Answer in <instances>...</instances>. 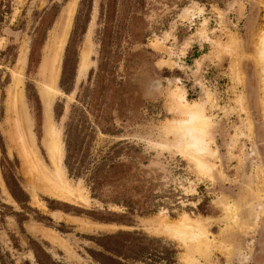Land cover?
Masks as SVG:
<instances>
[{"label": "rangeland", "instance_id": "1", "mask_svg": "<svg viewBox=\"0 0 264 264\" xmlns=\"http://www.w3.org/2000/svg\"><path fill=\"white\" fill-rule=\"evenodd\" d=\"M0 6L6 264H38L37 255L46 264H100L93 257L105 253L99 241L120 233L160 241L157 249L174 250L176 264H264V92L256 60L264 0H0ZM71 6L47 103L48 70ZM180 92L185 100L176 97ZM185 105L206 123V153L199 154L205 169L182 147ZM71 124L73 175L65 164ZM51 136L63 148L64 179L87 202L61 198L36 179L25 150L34 149L55 172ZM7 181L26 200L18 183L25 203ZM183 216L206 225L208 242L161 232L162 221ZM122 239L131 240L100 244L116 249Z\"/></svg>", "mask_w": 264, "mask_h": 264}, {"label": "bare ground", "instance_id": "2", "mask_svg": "<svg viewBox=\"0 0 264 264\" xmlns=\"http://www.w3.org/2000/svg\"><path fill=\"white\" fill-rule=\"evenodd\" d=\"M72 18H73V9L71 6L66 13V18L64 19L65 24L63 25L61 33L59 34L58 40L56 39L58 41V44H57V47L53 50L52 63H51L50 69L48 70V72H49V75H48L49 83H48V91L46 92L47 103H50L52 94H54L55 89H56L55 84L57 83V79H58V75H59L61 55H62L63 48L65 45L69 26L72 22ZM257 37H258L257 38L258 40H257V49H256V60H257L258 65L260 67L259 70L261 72L262 91L264 92V30L261 31ZM231 50H232V48H231ZM86 65H87L86 64V58L84 57V61L82 62L80 77H82L83 73L86 72V69H87ZM240 78H243V75L241 73H240ZM21 81H22V74H21V72H18L17 73V83H18L19 88H18V91L16 93V96L22 98L23 89H22V82ZM175 95L179 99L185 100V95L182 94L181 92L178 94H175ZM263 96H264V94H263ZM188 109H189L188 106L185 105L182 108V110H183L182 112L186 114V113H188L187 112ZM189 110H190L188 113L189 120L180 122L178 124V126H179L178 133L180 134V136L183 137V142H182L183 146L182 147H184V150L188 154L189 153L193 154V158L197 162L199 169L200 168L205 169L206 167L203 165V163L199 157L200 156L199 154L202 155V154L206 153V149L204 148L206 145H204V140H203L204 139L203 137L205 136L204 134H205V130H206V123L204 122V120L201 117H199L197 112L191 110V108ZM249 128H250V126H249ZM173 132H174V130H173ZM49 143H50L49 152L52 155V157L54 158V165H55L54 171L55 172H53L51 169L47 168L43 164V162L39 159L37 152L34 149L29 148V149L25 150V154H26V157L28 158V162L32 165V167L35 171L34 175H35L36 179L39 181V183L48 187L53 194H55L61 198L71 200V201L76 202V203L87 202L86 199H83V197L77 195L79 190L74 189V187H72V185L68 184L63 177V172H62V169L60 167V158L63 155V148H60L58 146V144H57L58 142H56L52 136L50 137ZM257 220H258V218H257ZM160 228H161L162 233L173 237V239L176 238L177 240L180 239L183 241H188V242L190 241L191 243H195L196 245L200 244V243H204L205 241L208 242L209 232L206 228V225L203 222L193 220L188 216H183V218L181 220H179L178 222H174V223L162 221L160 224ZM191 264H192V262H191Z\"/></svg>", "mask_w": 264, "mask_h": 264}, {"label": "trees", "instance_id": "3", "mask_svg": "<svg viewBox=\"0 0 264 264\" xmlns=\"http://www.w3.org/2000/svg\"><path fill=\"white\" fill-rule=\"evenodd\" d=\"M2 6H0L1 10ZM2 12H0L1 17ZM74 137L75 128H73L72 124L69 125L67 129V161L65 162L69 172L73 175V171L76 167V153H75V144H74ZM2 146V145H1ZM80 173L78 172L77 175ZM14 180V178H13ZM95 184L98 185L99 180L97 178L94 179ZM17 188L22 192L23 196L27 200V195L23 192L21 187H19L18 183L15 181ZM8 187L19 204H23L26 200H22L18 197L11 186V183L7 181ZM127 237L131 239L130 241L121 240L118 241L116 249H109L105 245L100 244V242L104 241H112L118 240L120 238ZM157 243L159 244L160 241L149 239L148 237L141 235L140 233H120L116 236H105L102 237V240L99 241V245L105 248V253L103 252H96L93 253V257L96 261L100 264H137L144 263V264H158L165 262V264H176L175 261V251H159L157 249ZM46 254V253H44ZM47 256V254H46ZM98 258V259H97ZM100 258V259H99ZM38 264H46L44 261L38 257ZM0 262L1 264H6L4 256L0 252Z\"/></svg>", "mask_w": 264, "mask_h": 264}]
</instances>
